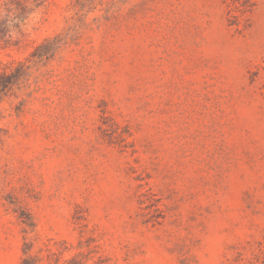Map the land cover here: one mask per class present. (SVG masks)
Segmentation results:
<instances>
[{
    "label": "rangeland",
    "instance_id": "1",
    "mask_svg": "<svg viewBox=\"0 0 264 264\" xmlns=\"http://www.w3.org/2000/svg\"><path fill=\"white\" fill-rule=\"evenodd\" d=\"M9 1L0 264H264V0Z\"/></svg>",
    "mask_w": 264,
    "mask_h": 264
},
{
    "label": "trees",
    "instance_id": "2",
    "mask_svg": "<svg viewBox=\"0 0 264 264\" xmlns=\"http://www.w3.org/2000/svg\"><path fill=\"white\" fill-rule=\"evenodd\" d=\"M28 0H26V3ZM45 0H32V2L30 3L33 8L35 9H40L42 7H44L45 5ZM7 9L9 12L16 10L19 12H15V17L18 18L21 15H23L26 12V7L21 3V0H10L8 3H6ZM7 20L4 21H0V36L5 37L8 34V28L6 25ZM47 44H49V42H47L46 44L42 45L43 46H47ZM40 47H38L34 53L32 54L33 57H38V58H43V57H49V53L47 54H40ZM24 68H25V64L20 63L17 67L13 68L11 66H2L0 64V96L2 94L5 93V91L7 89H9L10 87H13L19 80L20 77L22 76V73H24ZM20 69V70H19ZM23 264H41L39 263L38 260L36 259H24L23 260Z\"/></svg>",
    "mask_w": 264,
    "mask_h": 264
}]
</instances>
